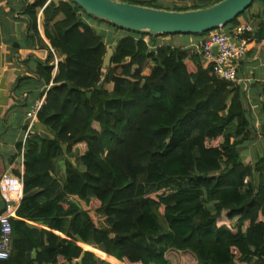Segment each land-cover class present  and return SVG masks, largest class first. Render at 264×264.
<instances>
[{
    "label": "trees",
    "instance_id": "1",
    "mask_svg": "<svg viewBox=\"0 0 264 264\" xmlns=\"http://www.w3.org/2000/svg\"><path fill=\"white\" fill-rule=\"evenodd\" d=\"M262 1L225 28L244 25ZM46 3L25 13L50 54L35 80L20 83L33 81L45 97L37 119L48 136L18 147L24 199L3 264H264V157L252 166L240 153L256 134L243 87L218 79L194 50L107 23L112 33L99 34L72 0ZM41 10L50 46L38 30ZM259 111L264 137V104ZM172 180L186 184L171 192Z\"/></svg>",
    "mask_w": 264,
    "mask_h": 264
},
{
    "label": "crops",
    "instance_id": "2",
    "mask_svg": "<svg viewBox=\"0 0 264 264\" xmlns=\"http://www.w3.org/2000/svg\"><path fill=\"white\" fill-rule=\"evenodd\" d=\"M35 1L37 0H0V179L4 176H15V170L24 173L22 163L24 150L19 156L18 147L25 144L29 135L48 136L46 128L37 119L38 111L45 103V97L39 100L40 96L33 81L26 82L28 84L20 83V79L23 78L35 80L38 65L45 62L50 54L48 49L40 46L38 40L31 37L33 33L30 32L25 9ZM180 1L192 3V6L200 2L156 0L165 10L176 7ZM82 18L98 33L103 32L106 36L112 33L108 25L102 30V26L85 18L84 14ZM242 21L252 31L249 33L248 54L239 69L240 85L246 94L245 108L252 112L255 131H258L262 118L259 108L264 104V1L255 3ZM38 30L43 42L50 46L45 36V31L50 30V26L45 23L43 10L38 15ZM117 34L122 37V33L118 32L115 35ZM204 39L205 36H159L157 42L161 46L182 47L198 53L196 48ZM145 41L148 43L149 38ZM56 75L57 68L53 73L54 77ZM43 90L44 88H41V92ZM63 173L64 169L60 170L59 174ZM3 213L4 209L2 210L0 206V216ZM14 220H20L17 214Z\"/></svg>",
    "mask_w": 264,
    "mask_h": 264
},
{
    "label": "water",
    "instance_id": "3",
    "mask_svg": "<svg viewBox=\"0 0 264 264\" xmlns=\"http://www.w3.org/2000/svg\"><path fill=\"white\" fill-rule=\"evenodd\" d=\"M87 15L127 32L163 35H205L225 28L246 12L256 0H223L209 7L171 11L134 5L122 0H72ZM217 53V49H214ZM114 51L108 50L104 68L111 65ZM0 206L5 203L0 198Z\"/></svg>",
    "mask_w": 264,
    "mask_h": 264
},
{
    "label": "built area",
    "instance_id": "4",
    "mask_svg": "<svg viewBox=\"0 0 264 264\" xmlns=\"http://www.w3.org/2000/svg\"><path fill=\"white\" fill-rule=\"evenodd\" d=\"M62 0H47V5ZM252 31L247 25L211 32L196 49L205 66H212L216 77L230 84H240L239 69L246 58ZM217 49V53L214 49ZM58 60L55 62L57 68ZM23 177L4 176L0 179V198L5 203L0 216V264L8 261L13 249V220L24 199Z\"/></svg>",
    "mask_w": 264,
    "mask_h": 264
},
{
    "label": "rangeland",
    "instance_id": "5",
    "mask_svg": "<svg viewBox=\"0 0 264 264\" xmlns=\"http://www.w3.org/2000/svg\"><path fill=\"white\" fill-rule=\"evenodd\" d=\"M201 1L202 0H200V2ZM208 5H211V4H208ZM208 5L207 4L201 5L200 4L199 7L203 8V7H206ZM191 6H192V3L188 4L187 2H181V1L178 3V5H176L177 8H191ZM83 14H84V17L87 18L88 20L90 19L96 25L102 26V30L104 29V27H106V28L108 27L107 24H105L103 22H98L85 13H83ZM115 36L120 37V34L119 35L117 34ZM177 36H185V35H177ZM150 67L151 66L149 64L148 69ZM148 69L145 70V74H148L150 72V70H148ZM256 134L257 135L254 137V140L252 142H250L249 144L242 146L241 150H240L241 156L243 157L244 163L246 165H252L253 166L260 159V157H264V137L260 136V134L257 132V130H256ZM185 184H186L185 181H173L172 180V181L168 182L167 187H168V190L172 192V191H175L179 186L185 185ZM98 256L102 260H105L104 255L102 253H100L99 251H98ZM180 261H181V264H193L192 262L188 263V261H184L182 259Z\"/></svg>",
    "mask_w": 264,
    "mask_h": 264
}]
</instances>
